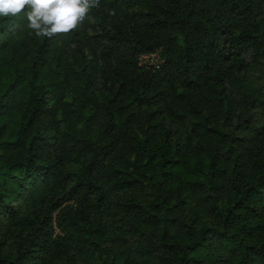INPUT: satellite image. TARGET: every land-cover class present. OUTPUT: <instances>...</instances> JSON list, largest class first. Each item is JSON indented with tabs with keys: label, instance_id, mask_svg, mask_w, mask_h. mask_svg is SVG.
<instances>
[{
	"label": "trees",
	"instance_id": "trees-1",
	"mask_svg": "<svg viewBox=\"0 0 264 264\" xmlns=\"http://www.w3.org/2000/svg\"><path fill=\"white\" fill-rule=\"evenodd\" d=\"M99 4L0 17V264H264V0Z\"/></svg>",
	"mask_w": 264,
	"mask_h": 264
},
{
	"label": "clouds",
	"instance_id": "clouds-1",
	"mask_svg": "<svg viewBox=\"0 0 264 264\" xmlns=\"http://www.w3.org/2000/svg\"><path fill=\"white\" fill-rule=\"evenodd\" d=\"M99 0H0V17H27L37 37L53 38L78 30Z\"/></svg>",
	"mask_w": 264,
	"mask_h": 264
},
{
	"label": "built area",
	"instance_id": "built-area-1",
	"mask_svg": "<svg viewBox=\"0 0 264 264\" xmlns=\"http://www.w3.org/2000/svg\"><path fill=\"white\" fill-rule=\"evenodd\" d=\"M162 61L161 57L159 56L158 50L142 53L139 56V63L144 65L147 68L158 66L159 63Z\"/></svg>",
	"mask_w": 264,
	"mask_h": 264
},
{
	"label": "rangeland",
	"instance_id": "rangeland-1",
	"mask_svg": "<svg viewBox=\"0 0 264 264\" xmlns=\"http://www.w3.org/2000/svg\"><path fill=\"white\" fill-rule=\"evenodd\" d=\"M255 71V68H252Z\"/></svg>",
	"mask_w": 264,
	"mask_h": 264
}]
</instances>
